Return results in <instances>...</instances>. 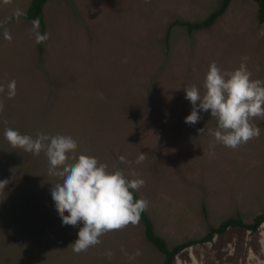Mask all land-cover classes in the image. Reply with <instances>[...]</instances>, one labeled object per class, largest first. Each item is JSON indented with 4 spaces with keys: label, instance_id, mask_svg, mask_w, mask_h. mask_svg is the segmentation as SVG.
<instances>
[{
    "label": "rangeland",
    "instance_id": "374dc122",
    "mask_svg": "<svg viewBox=\"0 0 264 264\" xmlns=\"http://www.w3.org/2000/svg\"><path fill=\"white\" fill-rule=\"evenodd\" d=\"M31 0H0V21ZM223 0H48L42 49L31 19L13 18L0 29V85L11 80L17 94H0V264H164V254L145 236L139 220L109 232L101 244L73 252L83 226H64L51 188L48 160L14 149L6 127L35 137L70 135L77 154L97 157L109 169L119 156L146 181L136 192L149 201L146 213L169 248L201 238L224 219L246 222L264 211V119L254 121L259 138L233 150L210 147L217 121L209 112L189 126L192 105L185 87L203 94L211 62L235 70L248 57L252 79L264 80V23L255 0H231L209 27L169 25L201 21ZM39 24V32L41 33ZM199 103V102H197ZM8 124L5 125L4 121ZM145 154L142 163L135 160ZM68 215V213H65ZM123 249V251H122ZM137 249L135 260L128 256ZM113 256L108 259L106 253ZM173 264H264V223L255 232L231 227L211 242L185 248Z\"/></svg>",
    "mask_w": 264,
    "mask_h": 264
},
{
    "label": "clouds",
    "instance_id": "9594fccd",
    "mask_svg": "<svg viewBox=\"0 0 264 264\" xmlns=\"http://www.w3.org/2000/svg\"><path fill=\"white\" fill-rule=\"evenodd\" d=\"M2 2L4 5H11L13 0ZM26 15L25 10L17 8L12 16L0 21L5 40L12 41L5 25L13 18L19 22ZM31 23V35L35 42H46L49 35L39 32V19ZM247 60L248 57H243L239 67L231 71L222 70L213 61L205 75L203 94L196 85L186 86L184 89L185 98L192 105L191 113L185 118L186 124H197L202 119L200 113L209 110L211 117L217 121V127L212 132L205 128L197 130L201 136L211 135L214 138L210 147L221 144L236 150L250 140L259 138L261 134L254 121L264 119V80L252 79ZM0 94L13 99L17 94L16 81L11 80L6 88L0 85ZM3 109L4 104L0 101V112ZM4 124L7 125L8 121L5 120ZM4 136L14 149H22L35 156H39L41 152L46 155L48 175L60 179L51 188V196L63 225L83 224L78 231V239L71 244L73 252L77 254L101 244L100 238L109 232L123 230L130 224L136 225L141 213L149 207L148 200L134 199L133 193L144 187L146 181L139 178L138 173L131 168L132 162L125 156H119L118 159L120 164L129 167L128 172L115 164L110 170L107 163L95 156L78 155V143L70 135L37 132L33 137L6 127ZM144 159L145 154L140 153L135 163L140 164ZM8 183V180L0 181V192L4 191ZM141 254L137 249L128 259L133 261ZM106 256L111 259L113 253L108 251Z\"/></svg>",
    "mask_w": 264,
    "mask_h": 264
},
{
    "label": "trees",
    "instance_id": "16d2710c",
    "mask_svg": "<svg viewBox=\"0 0 264 264\" xmlns=\"http://www.w3.org/2000/svg\"><path fill=\"white\" fill-rule=\"evenodd\" d=\"M48 0H31L28 8L25 10L27 15L24 18L35 20L39 19L41 25V34L45 33V24H44V5ZM231 0H223L220 7L212 12L209 16L205 19L197 22L193 21H183V20H176L172 22L167 30V36L170 34V30L174 25L181 24L186 25L188 29L191 31L195 28H204L211 26L216 18L222 14ZM258 4L257 8V17L259 22L264 23V0H255ZM40 49H42V43H39ZM134 199H139V195L134 192ZM141 221L144 224L145 228V236L152 244H154L165 256L164 264H173L175 257L178 253H180L185 248H188L197 243H205L213 241L216 235H221L225 233L229 228L236 227V228H243L250 232H255L258 228L264 223V211L257 214L251 222H246L240 216H231L224 219L218 226L210 227L208 233L201 238L197 239H190L185 242L179 243L174 245L172 248L168 247L166 240L156 234L154 230V225L151 218L148 216L146 211L141 213L140 217Z\"/></svg>",
    "mask_w": 264,
    "mask_h": 264
}]
</instances>
